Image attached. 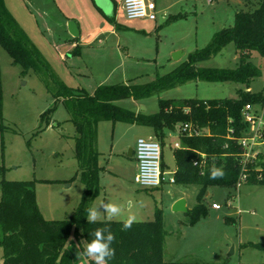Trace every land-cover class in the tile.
Instances as JSON below:
<instances>
[{"label": "rangeland", "instance_id": "374dc122", "mask_svg": "<svg viewBox=\"0 0 264 264\" xmlns=\"http://www.w3.org/2000/svg\"><path fill=\"white\" fill-rule=\"evenodd\" d=\"M93 1L97 11L83 0H0L13 30L36 61L34 69L22 73L0 46V182L33 181L36 205L46 220H64L77 211L86 219L88 209L100 200L117 203L122 211L112 220L98 221L121 222L134 214V222H146L154 219L158 209L166 262L264 263V185L206 187L201 201L206 215L192 225L189 214L172 211L180 199L187 211L192 210L200 191L198 184L167 181L176 170L174 144L181 148L179 127L164 136L165 182L143 189L133 182L130 149L138 138L152 135L155 139L150 127L94 116L91 145L88 133L78 157L72 106L59 103L48 126L42 117L52 107L59 86L92 95L101 85L153 82L184 62L188 54L205 48L217 32L231 27L235 13L253 11L261 0H152L154 21L127 19L121 0ZM71 21H79L82 35L90 32V36L69 48ZM176 52L182 55L174 60ZM59 53L66 59L59 60ZM250 61L263 63L255 52ZM238 63L236 50L229 44L197 67L234 69ZM263 86L262 69L247 90L236 82L191 81L143 100L125 98L113 104L148 116L158 111L159 100L232 99L239 90L255 93ZM212 204L219 209H212ZM66 247L73 264H88L85 241L75 240L73 231Z\"/></svg>", "mask_w": 264, "mask_h": 264}, {"label": "trees", "instance_id": "16d2710c", "mask_svg": "<svg viewBox=\"0 0 264 264\" xmlns=\"http://www.w3.org/2000/svg\"><path fill=\"white\" fill-rule=\"evenodd\" d=\"M233 44L239 58L234 69L199 68L197 64L207 61L227 45ZM0 46L7 52L12 63L26 73L35 67L34 54L26 42L12 27V23L0 7ZM78 49V46L74 50ZM257 53L263 60L254 65L250 59ZM264 70V0L251 12L235 13L231 27L217 32L207 46L188 54L186 60L169 73L157 77L153 82L142 85H101L92 95L83 89L59 86L53 94L54 103L43 115L47 126L56 106L70 104L73 108L74 128L77 133L76 149L79 157L84 144V136L91 129L94 116H103L115 120H125L150 127L154 138L162 149L166 133H175L177 127L191 124L203 132L200 136H187L179 131L181 148L173 151L176 170L174 183L198 184L200 191L196 196L197 204L187 214L189 224H194L206 215L201 204L204 190L208 186H235L238 180L239 164L237 155L240 150L233 141L227 139L228 128H233L238 137L243 129L241 110L247 103L264 101V92L252 93L238 91L232 99H183L159 100L158 111L145 116L133 114L113 103L120 99L143 100L163 91L182 86L191 81L203 82H236L249 88L252 80L260 77ZM230 121V122H229ZM206 131L208 133H206ZM201 154L205 157L202 159ZM197 161L198 165L193 163ZM221 168L224 176L218 179L209 178V170ZM161 169L163 162L161 159ZM2 167H0V173ZM264 185L263 180H256L251 175L248 182ZM0 199V248L2 264H73V256L66 247L70 233L75 240H91L97 228L108 226L115 239L112 247L115 255L109 264H242L231 263H197L190 261L166 262L163 260L165 232L162 226L161 211L157 209L151 221L134 222L125 230L121 222L97 221L88 223L80 211L64 220H46L38 210L35 199L34 182L1 181ZM88 264H94L92 259ZM264 264V263H258Z\"/></svg>", "mask_w": 264, "mask_h": 264}, {"label": "built area", "instance_id": "2783aa9c", "mask_svg": "<svg viewBox=\"0 0 264 264\" xmlns=\"http://www.w3.org/2000/svg\"><path fill=\"white\" fill-rule=\"evenodd\" d=\"M121 9L129 20L156 19V6L152 0H121ZM240 115L243 125L240 135L235 137L233 128H228L226 133L227 139L233 141L240 150L237 155L239 174L236 188L242 183H247L251 175L258 181L264 179V101L245 104ZM179 131L187 136L203 135L200 129L191 124H183ZM174 148L180 149L179 144L175 143ZM133 156L136 164L133 177L135 184L143 189H155L165 182L161 169L162 147L157 140L138 138ZM200 157L203 159L205 155L201 154ZM198 163L195 161L193 165ZM174 173L168 178L169 183H174ZM211 208L219 209V206L212 204Z\"/></svg>", "mask_w": 264, "mask_h": 264}, {"label": "clouds", "instance_id": "9594fccd", "mask_svg": "<svg viewBox=\"0 0 264 264\" xmlns=\"http://www.w3.org/2000/svg\"><path fill=\"white\" fill-rule=\"evenodd\" d=\"M208 175L210 179H218L224 176V171L221 168H212L209 170ZM121 211V207L117 203L100 200L95 206L88 209L86 219L88 223H96L102 217L106 220H112L119 217ZM135 220L134 214L123 218L121 221L122 228L125 230L129 229ZM92 237L91 240L85 241L83 254L92 258L94 264H109V261L115 255V249L112 247L115 239L113 232L108 226H105L94 230Z\"/></svg>", "mask_w": 264, "mask_h": 264}, {"label": "crops", "instance_id": "0c3cea01", "mask_svg": "<svg viewBox=\"0 0 264 264\" xmlns=\"http://www.w3.org/2000/svg\"><path fill=\"white\" fill-rule=\"evenodd\" d=\"M56 1H57V0H56ZM83 1L86 2V4L90 5V6L92 7V9H94L95 11H97L98 8L96 7V5H95V3H94L93 0H83ZM155 6H156V5H155ZM96 8H97V9H96ZM73 22H75V24H76V26H77V29H78V36L75 37V38H73V37L69 34V35H70L69 38L66 39L68 45H70L69 48H71V47H73L74 45H76L77 42H78V39L84 41V40H86V39L90 36V34H89L90 32H89V33H85V35H84V34L82 35V26L80 25V22H79V21H73ZM95 28L98 30V27H97V26H96ZM93 30H95V29H93ZM58 57H59V60H65V59H66V55H65V58H64L63 55H62V53H59ZM151 136H152V135H150V136L148 137V139H151V138H152ZM131 150H132L131 157H132V159H133V161H134V174H135V171H136V164H135V160H134V156H133V150H134V149H131ZM90 259H92V258H90Z\"/></svg>", "mask_w": 264, "mask_h": 264}, {"label": "water", "instance_id": "95a60500", "mask_svg": "<svg viewBox=\"0 0 264 264\" xmlns=\"http://www.w3.org/2000/svg\"><path fill=\"white\" fill-rule=\"evenodd\" d=\"M67 29H68L69 34L73 38L78 36V29H77V26H76L75 22H73V21L69 22L68 26H67ZM179 55H182V54L179 53V52H176L173 55L174 60H177V57ZM142 110H144V107H142ZM131 153H132V150L130 149V154ZM172 211L187 213V210L185 208V201L183 199L177 200L172 206Z\"/></svg>", "mask_w": 264, "mask_h": 264}]
</instances>
